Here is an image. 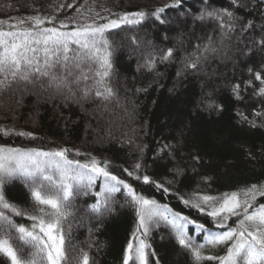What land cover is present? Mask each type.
Instances as JSON below:
<instances>
[{
	"label": "trees",
	"instance_id": "obj_1",
	"mask_svg": "<svg viewBox=\"0 0 264 264\" xmlns=\"http://www.w3.org/2000/svg\"><path fill=\"white\" fill-rule=\"evenodd\" d=\"M172 2L0 0L5 29L37 15L48 18L44 27H59L63 21L68 28L62 30L68 31L83 23H106L125 13H147L138 24H122L105 33L112 65L107 83L114 92L107 100L94 93L82 95L85 83L93 87L92 80L72 86L71 91L50 85L47 77L29 81L9 77L10 83L0 85V129L10 130L7 135L0 131V146L44 151L63 147L70 150L69 159L81 163L92 157L107 160L109 171L138 193L203 224L204 230L189 224L186 232L196 244H204L210 233L236 228L237 217L229 216L224 222L207 214L211 206L204 205L201 212L186 206L184 200L202 203L197 197L211 196L219 201L233 192L243 199V190L252 185L264 190V96L257 95L264 85L255 79L256 72L264 79V49L255 43L264 35V0H243L242 9L232 8L231 0H181L179 7L165 9L159 19L150 14ZM226 8L252 27L242 31L238 23L237 33L250 39L222 61L219 54L205 52L207 38L214 43L221 29L214 18L200 16L205 10ZM51 18L55 19L49 23ZM177 32L181 40L176 43ZM230 32L224 36L231 48L236 35ZM168 49L173 56L161 59ZM195 57H200L197 69L187 68L188 58ZM145 59L146 64H141ZM235 85H240L238 94L233 91ZM21 132L32 135L21 136ZM137 163L139 170L134 168ZM125 168L141 177L148 175L155 183L136 180ZM101 184L97 180L90 191L81 190L71 200L70 215L63 223L67 264H76L80 249L88 253L89 264H123L136 213L123 189L113 194L107 210L93 212L89 206L95 203L94 193ZM156 184L163 187L158 189ZM4 193L11 203L32 214V199L22 179L7 182ZM253 203L264 204V197L257 195ZM13 220L26 227L32 223L27 216L13 215ZM142 238L151 246L146 250L148 264H156L157 259L159 264H195L164 222L152 226ZM227 246H206L202 251L224 256ZM0 264H8L2 255Z\"/></svg>",
	"mask_w": 264,
	"mask_h": 264
},
{
	"label": "snow or ice",
	"instance_id": "obj_2",
	"mask_svg": "<svg viewBox=\"0 0 264 264\" xmlns=\"http://www.w3.org/2000/svg\"><path fill=\"white\" fill-rule=\"evenodd\" d=\"M180 5L181 0H173L150 14L159 19L165 9ZM230 6L242 9L245 5L243 0H231ZM146 15L142 10L125 13L106 23H83L68 31L62 30L68 28V24L63 21L59 27H44L45 19L48 18L42 19L38 15L27 18L31 22L30 26L21 19L5 29L4 21H0V76L4 77L0 85L10 83L9 77L11 80L23 81L47 77L50 85L71 91L72 86L92 80L93 87L85 83L81 89L82 95L87 97L94 93L96 97L107 100L114 96V92L107 83L112 65L111 45L105 33L122 24H138ZM204 17L214 18L222 35L235 30L237 23L241 25L242 31L252 27L251 22L245 23L227 8L202 11L200 19ZM54 19H49V23ZM261 32L264 33V29ZM255 43L264 49V35ZM211 44L212 39L209 37L205 51H216ZM172 56L173 50L168 49L161 59ZM199 59L188 58L185 66L195 70ZM148 64L151 66L153 61L150 59ZM255 79L264 85L259 72L255 73ZM239 88L240 85H235L234 93L238 94ZM257 95L264 96V86L259 88ZM0 131L7 135L10 130ZM19 135L32 134L21 132ZM69 151L63 147L44 151L0 146V255L7 259L8 264H67L69 256L63 223L70 215L71 200L81 190L90 191L97 179H101L102 184L100 190L94 193L95 203L89 206L93 212L107 210L113 194L123 189L136 213L137 224L124 251L123 264H148L146 250L151 246L142 237H146L151 227L160 222L170 226L177 243L191 254L195 264L204 260L218 261V264H264V204L257 207L253 203L257 195L264 197V190L257 185L243 190V199L240 193L233 192L224 194L219 201L211 196L197 197L202 203L184 200L186 206L201 212L205 210L204 205L211 206L212 210L207 214L224 222L229 216L237 217L236 228L210 233L205 237L204 244H196L194 238L187 234V226L193 224L198 230H204L203 224L138 193L131 184L109 171V161L101 162L92 157L81 163L80 160L69 159ZM134 168L139 170L141 164H135ZM123 171L136 180L142 179L145 184L155 183L148 175L141 177L126 168ZM17 178L22 179L29 190L32 214L20 209L5 196L4 185ZM156 187L159 189L163 186L156 184ZM13 215L27 216L32 223L28 227L17 224ZM220 226L223 227V223ZM223 244L228 245L224 256L205 255L202 251L206 246ZM75 259L76 264H89L90 261L83 249L79 250ZM156 264H159L158 259Z\"/></svg>",
	"mask_w": 264,
	"mask_h": 264
},
{
	"label": "rangeland",
	"instance_id": "obj_3",
	"mask_svg": "<svg viewBox=\"0 0 264 264\" xmlns=\"http://www.w3.org/2000/svg\"><path fill=\"white\" fill-rule=\"evenodd\" d=\"M174 27H176V24H172ZM221 37H219V38H221L222 40H219V38H218V40L216 39V41L214 42V43H212L210 46L211 47H213V48H215L216 49V51H205V52H209V53H212V54H214V55H220V57L219 58H221V60L222 61H227V60H229V58H230V56L232 55H234L233 54V50L235 51V50H238V48L239 49H242L243 47H244V45H246L245 43L247 42V40L248 39H250L249 38V36H246V34L245 35H236L234 38H233V44L235 45V46H232L231 48L228 46V45H226V42H225V36L224 35H222V33H221V35H220ZM175 38H174V40H175V42L177 43V41L178 42H180V34H179V32H177L176 34H175V36H174ZM207 40L209 41V38H207ZM208 44H209V42H208ZM207 44V45H208ZM251 45V44H250ZM237 46V47H236ZM248 46V45H247ZM252 46V45H251ZM252 49V48H251ZM133 55V54H132ZM131 55V57L133 58V59H136V56H132ZM149 57V56H148ZM141 64H146V59H145V62H142ZM97 180H100L101 182H102V180L101 179H97ZM96 180V181H97Z\"/></svg>",
	"mask_w": 264,
	"mask_h": 264
},
{
	"label": "bare ground",
	"instance_id": "obj_4",
	"mask_svg": "<svg viewBox=\"0 0 264 264\" xmlns=\"http://www.w3.org/2000/svg\"><path fill=\"white\" fill-rule=\"evenodd\" d=\"M238 25V23L236 24V26ZM237 31H238V26L235 28V30H232L231 32H230V36H234V35H241L240 33H237ZM234 38V37H233Z\"/></svg>",
	"mask_w": 264,
	"mask_h": 264
}]
</instances>
